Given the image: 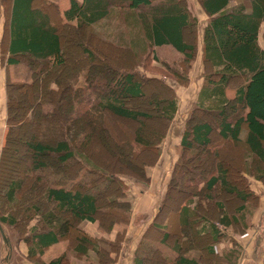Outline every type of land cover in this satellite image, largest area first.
I'll return each instance as SVG.
<instances>
[{"label": "trees", "instance_id": "trees-1", "mask_svg": "<svg viewBox=\"0 0 264 264\" xmlns=\"http://www.w3.org/2000/svg\"><path fill=\"white\" fill-rule=\"evenodd\" d=\"M43 1L51 12H44L38 5L39 0L11 1L7 65L16 68L25 66L31 76L28 81L26 78L23 82L9 80L7 83L8 131L0 153V206H7L9 211L0 213V222L10 227L18 226L21 210L26 220H31L37 213L43 215L42 226L35 229L27 240L30 245L28 256L35 259L37 264H69L66 252L49 262L43 259L48 248L69 238L76 244L72 248L75 254L87 260V264H114L121 246L119 239L108 242L102 238L94 239L86 232L75 231L77 221L98 222L102 213L101 199L102 203L105 201L108 204L106 213L109 217L107 223L111 224L109 229L114 222L127 221L129 217L128 201L121 200L125 196L124 192L116 187L121 186L122 182L114 176L108 177L89 155V149L92 144L96 145L97 137L101 139L102 128L108 131L105 125L108 116L141 123L133 135L122 137L125 139L127 155L141 169L138 172L140 179L145 178L144 165L150 161L145 153H154L156 145L164 139L165 124L168 126L175 118L178 102L170 96L158 94L153 101L156 115L134 107L139 99L147 96V84L134 74H121L120 70L108 67L100 54L81 42L78 47L88 59L82 60L79 69L66 77L65 83L58 82L52 75L66 65L68 52L73 50L63 33H87L96 27L98 30L87 37L95 41L97 48L108 51L116 42L109 39L112 33L108 31L107 34L106 31L110 29L116 33L123 29L117 33L119 37L116 35L119 41L115 40L123 42L131 50L146 53L151 46L169 44L181 52L190 65L195 59L196 48L185 36L187 32L192 34L196 22L187 8L186 0H70L64 13L54 0ZM201 5L210 17L203 32V60L210 66V72L204 76L205 84L199 92L195 108L206 118L218 116L221 123L216 126L210 120L196 121L184 132L182 145L189 150L194 147L208 149L217 136L224 143H232L235 148L243 145L250 161L241 164L245 169L249 168L247 171L250 175L264 180V49L259 44L258 35L264 22V0H201ZM124 9L130 10L125 17L122 13ZM111 13L116 14L115 25H122L120 30L118 26L109 24L112 21L109 17ZM53 16L59 18L58 24L52 20ZM101 21H106L105 24L109 26L106 28ZM99 25L104 27L102 31ZM125 26L129 31L128 38L124 35ZM63 75L62 79L65 77ZM105 79H108L112 88L106 95H101L96 92V88ZM235 82H238L237 94L235 98H230L226 89L234 86ZM56 96L60 98L57 102ZM47 105L53 107L49 112L44 111ZM18 109L22 113L24 109L28 110L24 119L35 121L37 132L27 142L32 156L30 166L21 171L20 177L11 178L9 173L14 169L15 162L11 163L13 160L10 155L13 146L18 143L20 128L17 125ZM155 121L153 127H149ZM93 124L99 127V135L95 133ZM54 129L58 137L54 138L57 142L53 145L49 143L48 132ZM110 136H113L112 133ZM110 143L115 145L113 141ZM52 155L57 156L58 164L50 170L47 159ZM222 156L223 151L218 149L215 159L211 158L207 165L200 163L204 172L206 167L210 171L208 176L205 172L204 177L194 178L195 184L184 192L183 198L186 196L187 201L181 210L180 224L173 222L175 227L171 230L164 223L155 222L153 225L155 229L165 230L162 244H167L172 236L176 237L171 256L165 255L160 245L149 241L143 243L146 247L142 244L136 251L133 264H148L145 252L147 245H154L150 257L154 264H203L202 256L183 254L184 243L179 239L185 228H196L198 248L214 257V244L227 237L230 226L248 224L246 217L252 209L246 203L249 204L252 197L256 200L257 196L249 190L247 172L243 171L238 177L241 168L226 166L229 160ZM195 161L189 158L177 164L187 168L188 163ZM252 166L255 171L251 170ZM230 169L243 186L232 182ZM103 181L106 184L102 193L97 188ZM217 188L219 194H225L228 200L234 197L243 205L232 213L223 199L217 201ZM199 189L205 193L207 191L205 200L208 204L217 201L216 208L214 204L210 212H219V223L199 217L201 202L197 204L193 196H198ZM39 190L51 203L50 209L43 210L38 205L36 198ZM169 197L166 196V201ZM120 205L126 207L120 209ZM162 208L159 213L163 211ZM90 248H96V260L90 259ZM238 256L239 250L231 249L223 255L222 264H235Z\"/></svg>", "mask_w": 264, "mask_h": 264}, {"label": "rangeland", "instance_id": "rangeland-1", "mask_svg": "<svg viewBox=\"0 0 264 264\" xmlns=\"http://www.w3.org/2000/svg\"><path fill=\"white\" fill-rule=\"evenodd\" d=\"M12 0H0V83L3 80V87L1 92L5 94L7 99V83L9 80L11 82H23L27 78L29 80L31 73L25 66L22 68H16L12 65H7V46H8V35H9V18H10V8ZM52 1V0H51ZM57 5L61 6L62 11L69 6V0H54ZM82 1V0H80ZM44 1L39 0L38 5L44 12L48 11L46 5L44 6ZM187 8L192 10V17L195 19V25L193 28V32L190 35L189 32L186 33V38L189 43L193 42L195 44L196 53L194 54L195 59L192 61L190 65L185 60V57L182 53L176 51L171 45L165 44L161 47H150L146 51V53H141L139 51H133L123 42L119 43L115 40L120 33L123 31L122 25L118 26V23L115 25L116 14L111 13L109 17L111 18V25L118 26L119 32L112 31L108 29V31L112 33V38H109L116 43L111 45V49L108 51L100 50L96 47L95 41L92 39H88V34L93 33L94 29H91L89 32L81 31L76 33L75 31L65 32L63 33L64 39L73 47V50L69 51L68 62L62 68H59L58 71H54L52 75L60 83H65L66 77L70 76L75 69H79L80 65L83 63V59H88V56L83 54L82 50L79 49V43H84L86 46L92 48L96 54H100L102 59L108 64V67H111L115 70H120L121 74L123 73H131L137 76L141 81H144L147 84L146 87V97L139 99L134 105L139 109H143L150 114L156 115L155 112V104L154 100L157 99L158 94L162 97L170 96L172 99H176L178 102V112L175 118L169 122L168 126L165 124L164 129L166 128V132H164V139L156 145V151L153 153H145L146 157H148L150 161L146 162L145 167V178H141L138 175V172L141 170L138 167V163L133 161L132 157H129L127 151H125V139L122 137H126L127 135H133L139 127H141V123H135L128 120H116L111 116L106 118L105 125L108 127V131L102 128L100 131V137H97L96 145L92 144L91 149H89V155L96 160V163L99 165V168L107 173L108 177L114 176L118 181L122 182L121 186L117 185L116 187L121 189V192H124V197L121 199L122 201H128V215L127 221H116L113 223V226L109 229L111 224L108 225V204L104 201L102 203V199L100 203L102 205V213L99 216L98 222L93 226H90L92 231L97 230V237L92 236L87 231V222L77 221L75 223V231L88 233L94 239H105L108 242L114 241L115 238L119 239L120 249L118 251V256L114 264H132L133 258L136 257L135 254L138 249L141 248L143 243H149V241L153 242L154 245H160L164 254L171 256L172 245L176 243V237L172 236V238L168 241V243L162 244V236L165 232L162 229H155L153 225L156 223L166 224L170 230L175 227V223L180 224L179 220L181 217L182 207L186 203L187 199L184 196V192L188 189H191L195 184L194 178H202V176H208L209 167H206V171L204 172L203 166L200 163L204 162V165H207L208 161L211 158L215 159V154L218 149L223 151L222 158H226L229 160V163H226L233 169H240V175L243 171L247 172V178L249 181V187L253 194L257 196L256 200L252 197L253 200H249L250 203H246L247 206H251L250 215L246 217V221L248 224L245 226H230L227 230V237L223 238L219 243H215L214 248L216 250V255L212 257L209 253L204 249H199V241L195 236L196 228L190 227L185 228L183 231L180 242L184 243L182 247L183 254L193 255L195 257H200L203 264H222L223 257L222 254H226L223 250L226 245L234 243L235 245L241 241V243L245 240H257L264 239V180H260L255 176L250 175L249 168L243 167L241 163L248 162L250 159L247 156V151L245 146L241 145L240 147L235 148L233 144L224 143L221 137H215L213 145L208 147V149H204L202 147H194L191 150L186 149L182 145V139L184 132L190 128L193 124L198 120H210L218 126L221 123V119L218 116L208 117L203 116L202 114L196 112V100L198 97V91L200 90V86L202 83V78L208 73L210 70V66L206 65L203 60H200L201 57H198L199 51L198 46L200 42V38L203 35L204 28L208 24L210 17L206 15L204 12V8H202L201 0H186ZM52 9V8H50ZM123 17H125L127 12L130 10H122ZM51 12V11H48ZM53 15V13H52ZM108 19V18H107ZM106 19V21H107ZM52 20L59 23V18L53 16ZM106 21H101L102 25H105L107 28L109 24H105ZM101 28V29H100ZM102 28L99 25V30L102 31ZM128 29L126 26L124 28L125 38H128ZM100 34L102 32L99 31ZM76 34V36H75ZM103 35V34H102ZM117 35V37H116ZM119 41V39H117ZM112 42V41H111ZM196 60L198 61L197 63ZM200 60V61H199ZM210 72V71H209ZM65 76L63 79L61 78L62 74ZM85 77V76H84ZM83 79H81V82ZM100 82V81H99ZM108 79L101 80V83L96 88V92L101 95H106L109 92V89L112 86L109 84ZM238 82H235L237 85ZM67 84V83H66ZM109 84V87H108ZM105 85V86H104ZM1 98V97H0ZM29 98V97H28ZM56 102L60 99L59 97H55ZM8 100V99H7ZM29 98V103H30ZM30 106V105H29ZM82 107L84 105H81ZM18 107H20L18 105ZM78 108H81L78 106ZM28 109V108H27ZM27 109H24V113L17 110L18 120L17 125L18 135L17 141L18 143L13 146L11 152V159L15 162L14 169L11 170V178H16L21 176V171L26 170L30 166L32 161L31 149L29 148L27 142L31 137L35 135L37 132L36 122H28L24 119L26 117ZM52 105H47L44 108L45 112H49L52 110ZM7 113V104L6 110ZM61 112V111H60ZM63 113V112H62ZM62 113L59 115L62 117ZM8 116V114H7ZM148 123V122H147ZM156 121L149 127H153ZM96 124V123H95ZM93 124V128L95 129V133L99 135V127ZM167 126V127H166ZM7 127V122H6ZM7 130V128H6ZM8 131V130H7ZM49 143L55 144L57 141L54 138L58 136L55 135L56 131L51 130L48 132ZM112 133L113 136H110ZM122 133V134H121ZM115 137V138H114ZM113 141L115 145L110 142ZM168 150L170 155L174 153L179 154L178 158L174 161V159L166 162L165 164H159L158 162L161 159V156ZM91 151V152H90ZM125 151V152H124ZM198 154V155H197ZM157 156V157H156ZM173 157V156H172ZM196 160L193 163H188L189 166H180L177 163L185 162L188 159ZM118 159V161H117ZM57 156L52 155L47 159V166L54 167L58 164ZM199 163V165H197ZM197 166V167H196ZM241 166V167H240ZM186 169L184 171V169ZM255 168V167H254ZM253 166L251 167L252 171H255ZM48 169V168H47ZM49 170V169H48ZM77 170V169H76ZM134 171V172H132ZM230 176L232 178V182L238 186H243L240 179L233 173L230 169ZM78 178H76L77 180ZM106 181L101 183L97 190L102 191L105 188ZM101 186H104L101 188ZM201 186V184H200ZM122 187V188H121ZM172 188V190H171ZM42 190V189H41ZM201 189H199L200 191ZM169 191H171L169 193ZM219 188H217V201L224 200L226 205H228L229 209L234 210L238 209L243 205V203H239L238 199L232 197L231 200H228L225 194H219ZM207 193V191H206ZM206 193L200 191L198 196L194 194L195 202L197 204L201 202V209L199 217L202 219H209L210 221H215L219 223V212H210L211 208L214 204L216 208V202L208 204L205 200ZM192 194V193H191ZM168 201H166V196ZM191 196V198L193 197ZM263 196V197H261ZM37 203L40 207L46 209H50L52 207L51 203H48L46 198H44L43 191L39 190ZM105 197V196H104ZM104 199V198H103ZM108 200V197H107ZM203 201V202H202ZM185 202V203H184ZM165 204V205H164ZM4 205V203H3ZM163 206V211L159 213L160 207ZM114 207V206H113ZM120 209L126 207V205H120ZM190 207L193 209V205L190 204ZM9 211V208L0 206V213H5ZM24 210V209H23ZM42 210V211H43ZM213 210V209H212ZM209 211V212H208ZM20 213V222L18 226L10 227L8 225H4L1 222V226L4 229V233L6 236V240H4L1 229H0V258L4 259L8 256H12L14 259V264H18L22 258H24V254L18 249V244L20 241L29 243L27 240L34 234L35 229H39L43 224V215L37 213L34 215L31 220H26L24 218V214L22 210ZM2 215V214H0ZM160 215V216H159ZM23 217V219H22ZM206 217V218H205ZM240 217V216H238ZM175 222V223H173ZM73 236V235H72ZM184 236V237H183ZM65 248H67V255L69 258V262L71 261L72 255L76 256L72 248L76 246L75 242L72 239H64ZM144 241V242H143ZM73 242V244L71 243ZM213 243L211 242V245ZM218 244H221L218 246ZM153 245V247H154ZM224 245V246H223ZM146 247L145 244H143ZM206 245L203 246V248ZM217 246L221 248V250H217ZM153 247L147 245L146 254L148 257V264H154V260L152 257ZM144 248L141 250L143 251ZM140 251V250H139ZM11 257V258H12ZM158 257V255H157ZM79 258V257H78ZM151 260H150V259ZM82 259V258H80ZM11 260V259H10ZM1 261V260H0Z\"/></svg>", "mask_w": 264, "mask_h": 264}, {"label": "crops", "instance_id": "crops-1", "mask_svg": "<svg viewBox=\"0 0 264 264\" xmlns=\"http://www.w3.org/2000/svg\"><path fill=\"white\" fill-rule=\"evenodd\" d=\"M82 1H80V2H82ZM69 5H70V0H69ZM67 8H65V9H67ZM64 10L62 11L63 13H64ZM190 11L192 13L191 9H190ZM204 12H205V10H204ZM206 15H208V14L206 13ZM258 35H259V44H260L261 48L264 49V22L262 23V26L260 28V32ZM203 38H204V36L202 35V37L200 38L199 46H198V51H199L198 57H201L200 60H203V58H204ZM167 45H169V44H167ZM157 47H161V46H157ZM179 53H181V52H179ZM197 62L198 61L196 60L195 63H197ZM204 84H205V79L203 77L202 83L200 86V90L197 93L198 96H199V94H200L199 92L203 88ZM0 85H1V88L4 86L3 80L1 81ZM1 88H0V97H1L0 98V153H1V150L4 146V144H5V137H6L7 130H8V128L6 127L7 114L8 113L5 112L7 99L5 97V94L3 92H1V90H2ZM226 93H227L228 97L235 98L236 94H237L236 85L234 84V86L228 87L226 89ZM197 101H198V97H197L196 103H197ZM6 128H7V130H6ZM178 156H179V154H176V153H174L173 155H170L168 150H166L165 153L161 156V159L158 163L159 164L160 163L165 164L166 162H169L172 159H174V161H175L178 158ZM261 197H263V196H261ZM86 222H87L86 226H87L88 233H90L94 237H97V235H98L97 230L92 231L90 229V226H93L94 224H96V222H89V221H86ZM219 245H221V244H218V246ZM218 246H217V250H219V249L221 250L220 247L222 245L220 247H218ZM29 247H30L29 243L27 244L26 242H23V241H20V243L18 244V249L21 251V253L24 254V258H22L20 261H18V264H37L35 259L28 256ZM231 249L239 250V256L235 260V264H264V239L245 240L242 243L240 241V242H238L237 245H235L234 243L228 244L225 246V248L223 250L226 253H228L231 251ZM65 252H67V248H65L64 241L62 240L61 242L57 243L56 245H53L52 247L48 248L43 254V259L46 262H49V261L56 259L57 257L61 256ZM88 254H90L91 260H96V258H97L96 248H93V249L90 248ZM75 255L78 256L77 254H75ZM220 255H222V257H223L224 254L221 253ZM135 256H136V254H135ZM11 257L12 256L7 255V257L4 259L0 258V260H1L0 264H14V259H13V257L12 258ZM78 257L76 258L72 255L71 261L69 262V264H87V260L82 258V256L79 258ZM80 258H82V259H80ZM135 258L136 257L133 258V263H134Z\"/></svg>", "mask_w": 264, "mask_h": 264}, {"label": "water", "instance_id": "water-1", "mask_svg": "<svg viewBox=\"0 0 264 264\" xmlns=\"http://www.w3.org/2000/svg\"><path fill=\"white\" fill-rule=\"evenodd\" d=\"M0 229H1V232H2V235H3L4 240H6V236H5V233H4V229L2 228L1 223H0Z\"/></svg>", "mask_w": 264, "mask_h": 264}]
</instances>
